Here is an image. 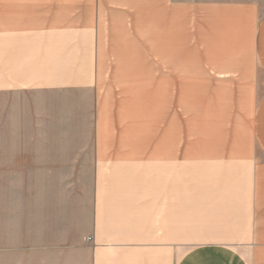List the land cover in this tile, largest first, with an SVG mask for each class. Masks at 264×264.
Returning a JSON list of instances; mask_svg holds the SVG:
<instances>
[{"label":"crops","instance_id":"obj_1","mask_svg":"<svg viewBox=\"0 0 264 264\" xmlns=\"http://www.w3.org/2000/svg\"><path fill=\"white\" fill-rule=\"evenodd\" d=\"M73 104L93 155L65 179L84 186L56 243L55 121ZM0 131V183L22 184L31 152L48 237L32 246L73 249L63 264H264L260 0H0ZM6 199L0 264L56 263L13 254L22 191Z\"/></svg>","mask_w":264,"mask_h":264},{"label":"rangeland","instance_id":"obj_2","mask_svg":"<svg viewBox=\"0 0 264 264\" xmlns=\"http://www.w3.org/2000/svg\"><path fill=\"white\" fill-rule=\"evenodd\" d=\"M264 5V0H260ZM74 105V104H73ZM75 106V105H74ZM76 110L74 111L75 119L72 120H63L57 119L55 121L56 126V164L55 167V183L51 185V187H55L54 190L57 193L56 200V212H57V222H55V228L52 229L50 235H53V238L56 239V243H60L59 240L63 237V215L64 209L61 203H63L64 193L67 191H80L84 184L76 183L73 180L71 182H66V177L74 176V175H87L90 173V169L86 168V166L76 168L74 164L77 163L75 161H79L82 164L90 163L91 157L93 155L92 151H76L77 149L84 147L85 145L90 147L89 136L83 135L82 133L85 131L91 130V121L87 119L79 118V107L75 106ZM77 113L75 114V112ZM77 115V116H76ZM42 121H24V130L25 136H23V143H28L30 145L33 136L26 135L31 133L33 128L40 127ZM37 138V137H36ZM8 143L7 137L1 134L0 131V145ZM31 152H25V166L23 173V183L22 184H10V183H0V195L2 194L3 201L8 202L5 197L10 195L11 191H16V187L19 191H22L23 199H22V234L24 240V249L22 254L18 251L17 253H13L15 255H23L25 257H45L54 258L56 263L50 264H63L61 261L65 258L66 254L69 253L73 249L67 248H55V249H42L33 247L35 243H42L43 240H47V232H40L41 223L38 220V211L40 209L39 203L41 200L36 199L39 192H42L43 189L47 191V184L43 187L38 183H34V174L33 167L31 166ZM71 163V166L69 165ZM37 171V168L35 169ZM69 179H75L70 178ZM43 188V189H42ZM82 191V190H81ZM45 204L47 200L43 201ZM42 210V208H41ZM64 210V211H63ZM67 214V212L65 211ZM40 224V226H39ZM10 234V233H9ZM56 235V238H55ZM55 241V240H54ZM86 242L91 241V237L85 238ZM8 244L10 243L7 240ZM46 242V241H45ZM10 245V244H9ZM83 255L86 257V252H81L80 249H76V252L71 257H79ZM52 261V260H51ZM47 264V263H46Z\"/></svg>","mask_w":264,"mask_h":264}]
</instances>
